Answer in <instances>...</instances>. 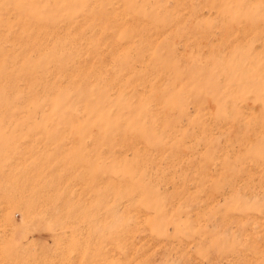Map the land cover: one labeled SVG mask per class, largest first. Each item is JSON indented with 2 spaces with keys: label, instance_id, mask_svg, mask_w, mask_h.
<instances>
[{
  "label": "rangeland",
  "instance_id": "rangeland-1",
  "mask_svg": "<svg viewBox=\"0 0 264 264\" xmlns=\"http://www.w3.org/2000/svg\"><path fill=\"white\" fill-rule=\"evenodd\" d=\"M0 264H264V0H0Z\"/></svg>",
  "mask_w": 264,
  "mask_h": 264
}]
</instances>
